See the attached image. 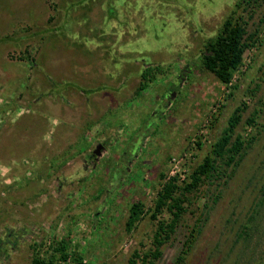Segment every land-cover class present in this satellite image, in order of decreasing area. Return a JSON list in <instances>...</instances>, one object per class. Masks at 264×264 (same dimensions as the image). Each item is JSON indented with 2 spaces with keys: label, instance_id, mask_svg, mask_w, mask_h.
<instances>
[{
  "label": "rangeland",
  "instance_id": "374dc122",
  "mask_svg": "<svg viewBox=\"0 0 264 264\" xmlns=\"http://www.w3.org/2000/svg\"><path fill=\"white\" fill-rule=\"evenodd\" d=\"M116 1L117 19L105 20L104 0L85 9L81 0H0V264H31L66 237L80 264H129L152 246L158 223L145 215L128 231L131 204L142 199L148 210L167 179L188 180L244 101L237 131L255 136L251 148L225 170L228 184L206 180L187 194L155 264H177L196 227L183 264H234L237 254L264 264V206L251 240L234 246L262 197L264 128L245 121L264 109V0L238 10L262 41L245 52L238 89L200 60L238 0H170L183 7L174 16L159 0ZM147 66L159 70L139 92Z\"/></svg>",
  "mask_w": 264,
  "mask_h": 264
},
{
  "label": "trees",
  "instance_id": "16d2710c",
  "mask_svg": "<svg viewBox=\"0 0 264 264\" xmlns=\"http://www.w3.org/2000/svg\"><path fill=\"white\" fill-rule=\"evenodd\" d=\"M81 1H85L82 5L84 9L97 4L94 2L95 0ZM139 1L143 2V0ZM145 1L147 3L152 1L153 5L158 2L157 0ZM159 1L166 5V7H169V10H174V12H172L173 16L177 13L176 8L178 6L183 8L176 1L171 3H169L170 0ZM257 1L258 0H238L235 4L237 9L234 8L232 10V12L224 20L219 31L204 44V50L201 51L200 60L204 69L213 73L222 83L234 89L239 88L237 84L234 85L232 83L235 74L245 63V52L252 46H256L257 43H262L259 37V28L249 33L247 27L248 22L244 19L243 15H239L238 10H248L249 7L256 4ZM88 2L91 4H88ZM116 3V0H104L103 4L106 8L105 20L116 18L114 11H110V8H114ZM72 4L75 5L73 2ZM84 16L87 18H78V20L85 21L86 19H89L87 15ZM73 31L74 30L71 32ZM155 66H147L143 71L141 75L143 83L140 86L139 92H142L145 88L149 87V84L156 79L159 68H156ZM247 90H250V93H255L253 88L250 89L248 87ZM229 96L233 97L234 93L230 92ZM248 107L249 105L244 101L241 105L234 109L228 119L226 127L223 128L220 137L213 143L209 153H207L203 160L192 171L188 180L181 184L179 183L178 176H173L167 179L163 183L161 189L157 192L153 207L148 208V210H146L145 203L142 199L136 200L131 204L129 208V217L126 222V229L128 231L132 232L145 215L150 216L151 219L158 221V223L153 236L152 246L142 254L136 249L129 259V264H155L163 256V247L177 232L179 223L186 212L185 202L188 200V193H192L197 190L206 180H210L215 183L217 182V184L222 186L223 183H221V178L223 176L226 177L224 184H228L230 175L227 174L225 170L228 168L235 170L244 160L248 149L251 148L252 143L255 140V136L246 137L244 134L237 131V128L243 121L244 113L248 110ZM263 110L264 109L257 107L252 114L248 116L245 124L251 128H258L259 125H261L263 129L264 124H259L258 121L260 113L261 111L263 112ZM201 145L202 143L198 142V146L200 148ZM161 178L165 179L166 174L161 173ZM261 188L262 197L258 204H255L256 207L254 208V213H250L247 223H243L240 227V232L237 239L234 241V246H236L239 242L238 239L245 238L246 242L251 240L253 237V231L258 228V216L261 213V208L264 206V177ZM217 198L218 195L214 198L215 201H217ZM165 211H168L171 214L172 217L170 219L160 217ZM100 218L101 214L96 215V222H98ZM199 231H201V227H196L193 231H191L190 236L185 242L186 249L178 257L177 264H183L186 261L185 254H187V251L193 247L195 239L198 238L195 235V232ZM234 246L233 248H235ZM51 249L52 250H50L45 256L38 251L34 255L31 264H80L84 259V256L73 248V245L68 237L60 241L55 239ZM236 256H238V258L235 260L233 259V263L241 264L242 255L237 254ZM227 258L228 257H226L224 261L228 260Z\"/></svg>",
  "mask_w": 264,
  "mask_h": 264
},
{
  "label": "flooded vegetation",
  "instance_id": "af4514ba",
  "mask_svg": "<svg viewBox=\"0 0 264 264\" xmlns=\"http://www.w3.org/2000/svg\"><path fill=\"white\" fill-rule=\"evenodd\" d=\"M99 146H100V145H99ZM99 146H98V147H99ZM96 149H97V148H95V149L93 150V153H92V154H89V155H88L89 158H91V159H92V158L96 159Z\"/></svg>",
  "mask_w": 264,
  "mask_h": 264
},
{
  "label": "crops",
  "instance_id": "0c3cea01",
  "mask_svg": "<svg viewBox=\"0 0 264 264\" xmlns=\"http://www.w3.org/2000/svg\"><path fill=\"white\" fill-rule=\"evenodd\" d=\"M57 131L59 132V131H60V129H57V130L55 131V133H54V135H55V136H56V134L58 133ZM55 136H54V137H55ZM60 136H61V137H60V139H62V136H63V134H62V133H60ZM53 139H56V138H53ZM53 139H51V140H53ZM45 148H46V147H45Z\"/></svg>",
  "mask_w": 264,
  "mask_h": 264
},
{
  "label": "water",
  "instance_id": "95a60500",
  "mask_svg": "<svg viewBox=\"0 0 264 264\" xmlns=\"http://www.w3.org/2000/svg\"><path fill=\"white\" fill-rule=\"evenodd\" d=\"M101 147H102V146H99V147L96 149V154H100V153H101Z\"/></svg>",
  "mask_w": 264,
  "mask_h": 264
}]
</instances>
